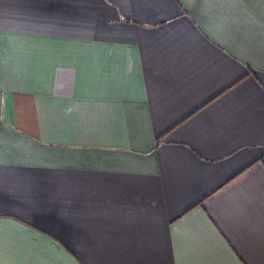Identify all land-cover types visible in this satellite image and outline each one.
<instances>
[{"label":"crops","instance_id":"1","mask_svg":"<svg viewBox=\"0 0 264 264\" xmlns=\"http://www.w3.org/2000/svg\"><path fill=\"white\" fill-rule=\"evenodd\" d=\"M0 264H264V0H0Z\"/></svg>","mask_w":264,"mask_h":264}]
</instances>
